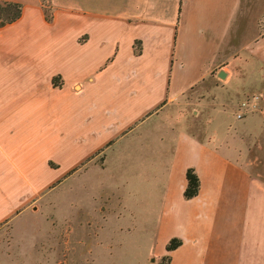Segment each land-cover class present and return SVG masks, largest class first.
Instances as JSON below:
<instances>
[{"label":"crops","instance_id":"0c3cea01","mask_svg":"<svg viewBox=\"0 0 264 264\" xmlns=\"http://www.w3.org/2000/svg\"><path fill=\"white\" fill-rule=\"evenodd\" d=\"M0 1L21 5L0 27V228L35 213L54 182L114 159L140 173L154 207V264H264V182L219 137L156 122L214 70L264 66V34L230 55L239 0H48L49 22L41 0ZM187 168L198 191L184 200ZM170 239L180 244L166 253ZM39 243L24 253L8 238L0 264H27Z\"/></svg>","mask_w":264,"mask_h":264},{"label":"rangeland","instance_id":"374dc122","mask_svg":"<svg viewBox=\"0 0 264 264\" xmlns=\"http://www.w3.org/2000/svg\"><path fill=\"white\" fill-rule=\"evenodd\" d=\"M41 5L50 13L48 0H42ZM262 34L264 0H239L230 30V55L244 47L247 56ZM257 64L251 60L244 67L231 66V76L222 79L214 70L167 104L156 122L172 124L198 140L219 137L222 143L235 147L246 171L264 182V66ZM101 161L95 159L92 164L101 165ZM113 161L102 172L71 173L63 182H54L35 202V213L14 229L0 228V247L14 237L22 243V252L31 253L32 240L41 242L37 245L40 251L28 255L27 264H154V207L143 205L145 185L140 173L139 177L136 171L129 174L126 167L114 171L117 162Z\"/></svg>","mask_w":264,"mask_h":264},{"label":"trees","instance_id":"16d2710c","mask_svg":"<svg viewBox=\"0 0 264 264\" xmlns=\"http://www.w3.org/2000/svg\"><path fill=\"white\" fill-rule=\"evenodd\" d=\"M42 3V0H41ZM21 14V5L18 3L14 2H7V1H0V27H3L5 25H9L16 20L19 19ZM44 14V20L46 22H49L51 20V15L50 13H45L43 10ZM52 86H57L55 79L52 80ZM184 179H185V187L182 192V197L184 200H188L193 198L198 191V179L191 168H187L184 172ZM180 244V241L177 239H170L167 244L164 247V250L166 253L171 252L175 248H177ZM160 260L164 261L163 263L160 264H167L168 262V257L164 256Z\"/></svg>","mask_w":264,"mask_h":264},{"label":"water","instance_id":"95a60500","mask_svg":"<svg viewBox=\"0 0 264 264\" xmlns=\"http://www.w3.org/2000/svg\"><path fill=\"white\" fill-rule=\"evenodd\" d=\"M216 76L218 78L222 79V78H224L225 74L222 71H219Z\"/></svg>","mask_w":264,"mask_h":264}]
</instances>
